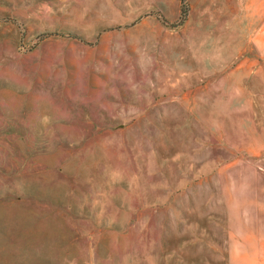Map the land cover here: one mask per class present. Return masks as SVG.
<instances>
[{
  "label": "rangeland",
  "instance_id": "obj_1",
  "mask_svg": "<svg viewBox=\"0 0 264 264\" xmlns=\"http://www.w3.org/2000/svg\"><path fill=\"white\" fill-rule=\"evenodd\" d=\"M0 264H264V0H0Z\"/></svg>",
  "mask_w": 264,
  "mask_h": 264
}]
</instances>
